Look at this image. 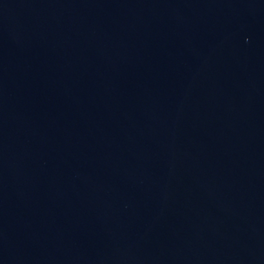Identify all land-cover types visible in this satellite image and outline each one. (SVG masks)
I'll use <instances>...</instances> for the list:
<instances>
[{
	"label": "water",
	"instance_id": "1",
	"mask_svg": "<svg viewBox=\"0 0 264 264\" xmlns=\"http://www.w3.org/2000/svg\"><path fill=\"white\" fill-rule=\"evenodd\" d=\"M0 264H264V0H0Z\"/></svg>",
	"mask_w": 264,
	"mask_h": 264
}]
</instances>
